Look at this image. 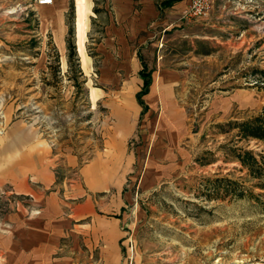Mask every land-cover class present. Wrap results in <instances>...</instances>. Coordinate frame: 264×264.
Here are the masks:
<instances>
[{
    "label": "rangeland",
    "instance_id": "1",
    "mask_svg": "<svg viewBox=\"0 0 264 264\" xmlns=\"http://www.w3.org/2000/svg\"><path fill=\"white\" fill-rule=\"evenodd\" d=\"M105 4L99 0L102 17L90 19L85 65L72 7L67 23L74 27L77 57L70 62L68 48L62 53L42 30L35 0H0V155L16 137L10 128L20 126L29 134L18 154H40L52 164L78 160L75 168L55 166L63 180H79L81 168L101 161L108 177L103 201L129 196L120 264H264V178H257L264 176V143L243 138L239 128L264 108V0L255 8H230L220 25L200 20L135 43L144 76L151 72L154 79L164 69L182 74L174 89L177 111L157 103L151 115L181 113L179 156L166 162L161 180L147 183L148 131L124 147L111 141L115 123L138 105L132 87L116 86L113 75L103 74L98 48L110 18ZM245 153L258 164L244 166L237 155ZM7 162L1 157L0 169ZM30 199L11 185L0 189V230L10 215L31 206ZM9 248L10 254L0 247V264H100L77 254L71 263H58L59 251L52 263L18 262L15 246Z\"/></svg>",
    "mask_w": 264,
    "mask_h": 264
},
{
    "label": "crops",
    "instance_id": "2",
    "mask_svg": "<svg viewBox=\"0 0 264 264\" xmlns=\"http://www.w3.org/2000/svg\"><path fill=\"white\" fill-rule=\"evenodd\" d=\"M98 1L55 0L51 6L36 5L42 30L52 34L62 53L67 50V16L74 5L77 41L80 40L79 53L85 65L90 62L85 49L90 19H99V15L102 17V5H98ZM262 1L216 0L207 20L220 25L232 13L230 8L236 5L255 8ZM105 5L110 18L105 24L104 42L98 48V53L104 58L103 74L113 75L116 86L125 82L126 86L132 87L138 105L132 115L121 116L122 121L115 123L111 141L124 147L134 136L140 137L141 134L145 138L142 134L146 129L153 143L151 155L146 161L144 182H157L166 175V162L178 158L177 144L184 130L181 131L183 117L180 112L179 115L173 113L171 117L164 112L162 116L152 118V107L162 103L165 110L176 108L177 111L174 89L182 83V74L178 69H164L154 79L151 76V85L148 93L142 97V106L138 94L144 87L147 68H142L135 43L142 45L152 42L161 33L191 23L182 20L190 0H106ZM96 10L100 12L96 13ZM234 11L239 12V8ZM239 96V93L234 95L236 99ZM10 134L16 137L3 146L4 151L0 155V158L11 160L7 162L11 164L0 169V189L11 185L16 193L32 199L31 206L8 217L9 223L0 230V247H4L10 254L12 249L9 250V246H15L13 254L19 256L18 260L15 258L18 262L52 263L55 253L59 251L60 256L56 259L58 263H71L77 254L76 258L85 262L120 264L122 230L128 222V213L124 207L129 196H115L114 203L103 201L102 184L108 177L102 170L101 161L95 159L92 164L81 168L79 173L82 182L80 178L75 181L63 180L57 175L56 167L60 170L75 168L78 165L77 159L67 158L52 164L49 162L51 159L40 154H18L20 148L27 144L25 136L29 132L20 126H13ZM31 145L38 148L39 143ZM126 171L123 170V173ZM120 214L123 217H117Z\"/></svg>",
    "mask_w": 264,
    "mask_h": 264
},
{
    "label": "trees",
    "instance_id": "3",
    "mask_svg": "<svg viewBox=\"0 0 264 264\" xmlns=\"http://www.w3.org/2000/svg\"><path fill=\"white\" fill-rule=\"evenodd\" d=\"M72 9L75 11L73 4H72ZM97 12H100V10H96V13ZM68 26H69V33L67 36V48L69 50V59L71 62L72 59L77 57V53H76V45L72 40L74 27L71 24V22H68ZM150 85H151V74L146 76L144 87L142 91L138 94V101L142 106L144 105L142 97L148 93ZM239 128H240V135L243 138H247V139L253 138L264 143V108L260 112V114H258L256 117L247 120L242 124H239ZM237 158L244 166L254 167L258 164L257 158L255 156H252L251 153H245V156H243L242 154H238ZM257 178H264V176L263 177L258 176ZM262 188L264 189V183L262 184Z\"/></svg>",
    "mask_w": 264,
    "mask_h": 264
},
{
    "label": "built area",
    "instance_id": "4",
    "mask_svg": "<svg viewBox=\"0 0 264 264\" xmlns=\"http://www.w3.org/2000/svg\"><path fill=\"white\" fill-rule=\"evenodd\" d=\"M216 0H190L188 10L182 16V20L187 22H198L207 20L211 15ZM55 0H35V5L51 6Z\"/></svg>",
    "mask_w": 264,
    "mask_h": 264
}]
</instances>
